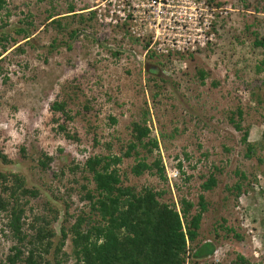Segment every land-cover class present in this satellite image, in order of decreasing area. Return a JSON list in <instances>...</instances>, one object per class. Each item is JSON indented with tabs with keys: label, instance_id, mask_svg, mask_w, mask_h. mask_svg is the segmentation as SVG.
Listing matches in <instances>:
<instances>
[{
	"label": "rangeland",
	"instance_id": "374dc122",
	"mask_svg": "<svg viewBox=\"0 0 264 264\" xmlns=\"http://www.w3.org/2000/svg\"><path fill=\"white\" fill-rule=\"evenodd\" d=\"M104 1L4 0L0 11V35L9 39L0 50V172L17 175L37 193L19 200L21 230L32 233L29 225H39L34 217L56 231L63 220L71 225L87 214L81 187L93 186L83 162L120 155L131 140V123L144 121L157 149L147 154L138 148L137 158H158L164 181L154 171L133 176L131 156L116 167L121 185L136 193L162 191L159 201L176 209L179 199L195 206L202 195L206 211L195 244L211 243L214 252L187 264H231L238 255L247 264H264V69L256 72L264 47L253 44L264 41V0H204L210 18L201 46L186 34L178 45L169 43L178 34L160 29L167 16L113 23L101 11ZM55 19L61 27L49 23ZM153 26L160 30L154 33ZM54 102L63 104V115L50 110ZM236 109L241 131L228 123L237 120ZM243 130L249 157L240 142ZM209 174L215 186L202 191ZM237 183L238 195L232 189ZM5 216L0 213V264H8L17 244ZM61 251L64 264H72L69 238Z\"/></svg>",
	"mask_w": 264,
	"mask_h": 264
},
{
	"label": "trees",
	"instance_id": "16d2710c",
	"mask_svg": "<svg viewBox=\"0 0 264 264\" xmlns=\"http://www.w3.org/2000/svg\"><path fill=\"white\" fill-rule=\"evenodd\" d=\"M4 4V0H0V11L4 9ZM66 10L68 14L74 12L72 6H67ZM57 19L49 23L59 28L61 25ZM79 21H82L81 18ZM14 33L17 36L24 35L22 40L28 38L22 29H17ZM74 34L75 31L69 32V37ZM8 40L6 35H0L1 51L4 52ZM253 44L256 47H264L263 40H254ZM263 69L264 49L256 72L259 73ZM63 109L62 103L54 102L50 105L52 112L63 115ZM233 115L237 120L233 121V118L229 117L228 123L235 130L241 131L240 109H236ZM64 117L65 120H70V117ZM110 122L114 121L110 119ZM59 129L63 130L62 127ZM130 134L131 140L120 155H95L85 159L82 169L89 175L93 186L92 190L81 187L84 191L81 200L86 201L88 213L75 217L71 225H67V221L63 220L56 231L50 228V223L42 217L32 219L33 223H39L36 227L29 225L32 233L27 234L21 230L24 213L23 203L19 200L25 197L34 198L37 193L24 188L23 181L17 175L0 172V213H5V227L17 243L10 248L12 254L6 257L8 264H50L49 261L53 264H64L67 256L61 249L67 238L71 247L72 264H187L190 260H202L213 254L214 247L211 243L204 242L198 246L195 244L200 220L206 211L202 195L197 196L195 206L188 200L179 199L176 209L173 204L159 201L163 195L162 191L142 188L136 193L131 187L121 185L116 167L123 158L131 156L135 157L134 164L129 169L133 176L138 177L154 171L159 180L164 181L165 178L158 158L153 159L151 163L137 158L138 148L147 154L157 149L156 141L148 137L149 130L144 121L141 124L131 123ZM66 137L70 138L69 135ZM240 142L246 148V157H249L252 147L247 142V130L242 131ZM0 158L4 159L3 156ZM44 159L48 161V158ZM40 165L44 164L40 162ZM177 167L179 169V165ZM240 177L244 178L243 175ZM214 186L215 179L209 174L200 188L202 191H209ZM232 189L236 195L240 193L238 183L234 184ZM1 194L6 197L2 198ZM225 231L232 233L236 240L241 239L231 229ZM57 234V242L53 246L52 239ZM47 255H50L49 261L46 259ZM231 264H247V261L238 255Z\"/></svg>",
	"mask_w": 264,
	"mask_h": 264
},
{
	"label": "built area",
	"instance_id": "2783aa9c",
	"mask_svg": "<svg viewBox=\"0 0 264 264\" xmlns=\"http://www.w3.org/2000/svg\"><path fill=\"white\" fill-rule=\"evenodd\" d=\"M101 7L102 12L107 10L109 20L115 19L112 20L113 23L118 19L121 23L141 21L145 17L151 20L155 17L158 20L161 16H167L160 29L162 32L169 30L178 34L174 37L175 39L172 38L169 41L175 45L179 44L181 34H186V39H191L192 44L196 40L197 42L201 41L200 35L207 30L208 19L210 18L204 9V0H105ZM153 27L155 28L154 33L160 30L155 26ZM189 32L195 33L196 36L189 38L187 36ZM198 43L201 46V42Z\"/></svg>",
	"mask_w": 264,
	"mask_h": 264
}]
</instances>
